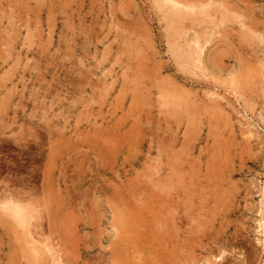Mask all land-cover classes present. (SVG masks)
I'll list each match as a JSON object with an SVG mask.
<instances>
[{
	"label": "rangeland",
	"instance_id": "374dc122",
	"mask_svg": "<svg viewBox=\"0 0 264 264\" xmlns=\"http://www.w3.org/2000/svg\"><path fill=\"white\" fill-rule=\"evenodd\" d=\"M170 1L0 0V264H264V0Z\"/></svg>",
	"mask_w": 264,
	"mask_h": 264
},
{
	"label": "bare ground",
	"instance_id": "6f19581e",
	"mask_svg": "<svg viewBox=\"0 0 264 264\" xmlns=\"http://www.w3.org/2000/svg\"><path fill=\"white\" fill-rule=\"evenodd\" d=\"M170 1V0H169ZM171 2V1H170ZM180 4V3H179ZM203 9H204V7H202ZM180 14V13H179ZM175 34V33H174ZM173 34V35H174ZM176 38V37H175ZM180 40V39H179ZM174 41V40H173ZM180 45V44H179ZM181 46V45H180ZM176 48H178V47H176ZM172 50H175V49H172ZM182 50H183V48H182ZM188 50V49H187ZM180 51V50H179ZM186 51V50H185ZM189 51V50H188ZM192 51V50H191ZM175 52V51H174ZM188 53H190V52H188ZM182 55V54H181ZM185 56V55H184ZM183 56V57H184ZM5 76V75H4ZM6 203H8V202H6ZM13 204V203H12ZM145 204V203H144ZM5 210V209H4ZM9 211L12 213V216L16 219V220H18L19 222H20V224L22 225V227L23 226H26L27 225V215H26V210L25 209H22V207L20 208V206H9ZM6 212V211H5ZM29 216H31V215H29ZM40 219V218H39ZM32 221V220H31ZM36 223V222H35ZM123 223V224H122ZM121 224H122V226H123V229L125 230L126 229V231H127V228H130V226H129V224L127 223V221H123ZM124 223H126L127 225H125ZM26 224V225H25ZM115 224V223H114ZM120 224V225H121ZM31 225H32V223H31ZM31 225H30V227H31ZM44 225V224H43ZM94 225V224H93ZM35 227V226H34ZM119 227V226H118ZM117 228V227H116ZM113 229V228H112ZM122 229V230H123ZM24 230V229H23ZM26 230V229H25ZM131 233V232H130ZM148 233V232H147ZM34 234V233H33ZM32 234V235H33ZM40 234V233H39ZM126 234H127V232H126ZM29 235V234H28ZM28 235H27V238H28ZM128 235V234H127ZM147 235V234H146ZM116 236V235H115ZM131 236V235H130ZM150 237V236H149ZM148 237V238H149ZM122 238V237H121ZM119 239V238H118ZM26 240V242H27V239H25ZM120 242V241H119ZM148 242V241H147ZM33 242L31 241V244H32ZM36 243V242H35ZM42 243H45V242H42ZM49 243V242H48ZM30 244V245H31ZM126 244H127V242H126ZM44 245V244H43ZM90 245V244H89ZM27 246H28V244H27ZM30 247V246H29ZM28 247V248H29ZM40 247V246H39ZM46 247H48L49 248V246H46ZM130 247V246H129ZM137 247V246H136ZM136 247H134V248H136ZM31 248H33V246L31 247ZM42 248L44 249V247L42 246ZM130 249V248H129ZM150 249V248H149ZM26 250V249H25ZM40 251H42L41 250V248H40ZM48 251H49V249H48ZM45 252H46V250H45ZM50 252H51V249H50ZM56 252V251H55ZM115 252V254H113V261L114 262H116V263H119L120 264V262L122 261V258L124 257V255H123V253H122V251H121V249H116V251H114ZM132 252V251H131ZM135 252V251H134ZM29 253V252H28ZM42 253V252H41ZM47 253V252H46ZM68 253V252H67ZM90 253V252H89ZM128 253V252H127ZM136 253V252H135ZM32 254V253H31ZM63 254V253H62ZM43 255V254H42ZM61 255V254H60ZM151 255V254H150ZM30 256V255H29ZM70 256V255H69ZM131 256H133L132 254H131ZM36 257V256H35ZM38 257V256H37ZM43 257H44V255H43ZM42 257V258H43ZM64 257V256H63ZM30 258V257H29ZM41 258V257H40ZM28 259V258H27ZM68 259V258H67ZM136 260V259H135ZM154 261V260H153ZM31 262V261H30ZM32 262H33V260H32ZM134 262H137V261H134ZM41 263H42V261H41ZM32 264V263H31ZM37 264V263H36ZM97 264V263H96ZM139 264V263H138Z\"/></svg>",
	"mask_w": 264,
	"mask_h": 264
}]
</instances>
